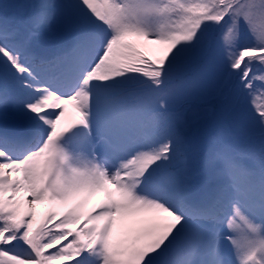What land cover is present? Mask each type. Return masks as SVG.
I'll list each match as a JSON object with an SVG mask.
<instances>
[{"label":"snow or ice","instance_id":"obj_1","mask_svg":"<svg viewBox=\"0 0 264 264\" xmlns=\"http://www.w3.org/2000/svg\"><path fill=\"white\" fill-rule=\"evenodd\" d=\"M23 7L0 18V264H264V0Z\"/></svg>","mask_w":264,"mask_h":264},{"label":"rangeland","instance_id":"obj_2","mask_svg":"<svg viewBox=\"0 0 264 264\" xmlns=\"http://www.w3.org/2000/svg\"><path fill=\"white\" fill-rule=\"evenodd\" d=\"M36 0H0V18L5 14L9 17L11 21L18 25H23V23L28 19L31 13V9L28 7H23L35 3ZM67 33L63 30L60 24H54L48 32L41 35L38 46L42 51L52 53L67 40ZM212 85H208L209 92L211 91ZM211 120V116H208ZM215 118V117H214ZM192 183L195 187H203L210 183V178L207 176L203 170L202 162L200 160H193L192 163ZM44 213L46 214L49 209L47 203L42 205Z\"/></svg>","mask_w":264,"mask_h":264},{"label":"trees","instance_id":"obj_3","mask_svg":"<svg viewBox=\"0 0 264 264\" xmlns=\"http://www.w3.org/2000/svg\"><path fill=\"white\" fill-rule=\"evenodd\" d=\"M196 107L200 111H205L206 110L208 112V116H211L212 119H214V117L216 116V113L219 111V103H218V101L215 100L210 94L206 95L202 100H198L196 102ZM42 205L43 204L35 205V211H36L38 219L45 215L44 210L42 208Z\"/></svg>","mask_w":264,"mask_h":264}]
</instances>
